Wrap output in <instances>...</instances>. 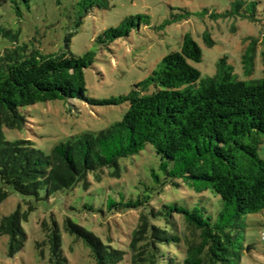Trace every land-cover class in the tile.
<instances>
[{
  "label": "trees",
  "instance_id": "trees-1",
  "mask_svg": "<svg viewBox=\"0 0 264 264\" xmlns=\"http://www.w3.org/2000/svg\"><path fill=\"white\" fill-rule=\"evenodd\" d=\"M21 1L30 9L29 0ZM7 2L0 0V6ZM9 2L20 20L25 15L20 0ZM239 4L233 7L241 9ZM255 6V1L248 2L244 11L254 16ZM108 7V0H77L75 30L65 36L66 46L91 10ZM188 14L187 10L174 14L159 27L186 19ZM149 18L147 14L127 16L119 25L104 29L94 42L108 48L142 24L149 25ZM20 33L0 24V37L9 42L0 50V202L8 196L4 186L39 201L80 185L93 197L82 205L87 211L107 217L142 211L123 246L109 238L103 241L70 217L63 219L65 232L89 249L91 264H239L244 218L264 210V159L258 152L264 135V76L244 80L223 56L216 62L215 73L203 77L191 64L201 61V47L186 32L180 48L164 55L127 94L102 101L86 95L84 71L93 65L94 51L81 55L70 49L52 51L43 46V40L36 44ZM202 38L207 45L214 44L209 31H203ZM255 51L256 41L250 40L242 53L248 75ZM261 54L264 65V49ZM57 99L126 102L127 108L120 120L97 132L70 136L49 153L30 140L6 137L5 128L25 126V107ZM147 146L159 158L157 167L148 170L150 183L140 180L134 184L139 192L127 194L128 184L123 181L122 192L95 199L97 194L89 189L92 177L101 179L108 168H112L110 175L120 176V160L141 154ZM180 185L190 194L157 201L156 194L164 187L179 190ZM215 195L219 197L216 210L206 201ZM34 207L28 201L26 209L18 206L0 219V234L8 236L10 256L24 246L27 234L22 224ZM173 216L198 230L200 240L192 243L173 234L168 226ZM42 226L45 240L37 245H48L49 264H68L59 223L52 218Z\"/></svg>",
  "mask_w": 264,
  "mask_h": 264
},
{
  "label": "rangeland",
  "instance_id": "rangeland-1",
  "mask_svg": "<svg viewBox=\"0 0 264 264\" xmlns=\"http://www.w3.org/2000/svg\"><path fill=\"white\" fill-rule=\"evenodd\" d=\"M29 1L30 9H26L25 3L20 0L25 12L20 20L13 14L9 0L1 5L0 13L3 15L0 24L14 30L20 29V36L32 39L36 44L43 40V46L52 51L68 52L70 49L77 55L94 51L96 59L84 71L86 95L90 98L105 101L127 94L132 85L146 77L164 55L180 48L182 35L186 32L191 33L201 47V61H192L191 64L203 77L215 73L216 62L223 56L227 57L238 77L244 80L264 76L261 54L264 49V0H108V8H94L84 18L82 25L72 35L69 47L66 46L65 36L75 30L74 5L77 0ZM251 1L256 2L254 16L251 11H244ZM237 2L241 9L233 7ZM186 10L189 11L188 18L159 27L164 20L174 14H183ZM136 14H147L150 17L149 25L142 24L128 38L117 39L108 48L94 42L104 29L117 26L125 17ZM205 30L214 40L213 45L203 41L202 33ZM250 40L256 41V51L253 68L248 75L244 71L242 53ZM8 43V40L0 37V50ZM126 108V102L90 104L62 99L39 102L23 109L27 122L22 129L5 128V135L10 140H30L37 148L49 153L55 145L70 136L87 131L97 132L120 120ZM258 152L264 159V135ZM158 159L152 147L147 146L141 154L120 160V176L110 175L108 172L112 168H108L101 179L92 177L89 189L95 191L97 195L94 197L99 200L106 194H118L117 190L122 192L123 181H126L128 186L125 189L133 192L127 194H137L139 189L134 184L140 180L150 183L148 170L157 167ZM0 186L3 187L1 183ZM4 188L8 196L0 202V219L18 206L26 209L28 201L35 207L22 224L27 237L18 252L10 256L7 253L8 236L0 234V264H49L48 245L39 247L37 243L45 240L43 221L49 223L52 218L60 225L62 247L68 264H91L89 249L63 229L65 217L82 224L103 241L108 242L109 238L111 243L123 246L143 213L139 210L115 212L107 217L106 213L87 211L82 205L92 202L93 197L87 195L88 190L80 185L39 201L21 196L7 186ZM189 194L183 185L179 190L167 186L156 194V199L161 203L169 202ZM206 201L208 207L212 205L214 210L219 205L216 195ZM244 222L246 227L239 231L243 244L239 264H264V210L247 215ZM168 226L173 234H179L185 241L197 243L200 240L198 230L178 216L171 217Z\"/></svg>",
  "mask_w": 264,
  "mask_h": 264
}]
</instances>
